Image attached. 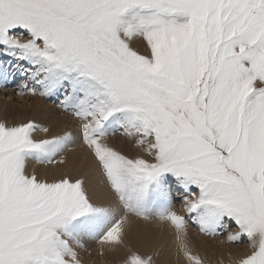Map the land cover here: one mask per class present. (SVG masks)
Masks as SVG:
<instances>
[{"label": "snow or ice", "instance_id": "obj_1", "mask_svg": "<svg viewBox=\"0 0 264 264\" xmlns=\"http://www.w3.org/2000/svg\"><path fill=\"white\" fill-rule=\"evenodd\" d=\"M10 83L62 97L79 123L41 139L32 119H0V264H116L121 250L119 264H158L166 249L177 264H264V0H0ZM117 134L133 152L107 142ZM77 140L94 191L87 161L75 176L28 171L65 164ZM139 226L171 240L134 249Z\"/></svg>", "mask_w": 264, "mask_h": 264}, {"label": "rangeland", "instance_id": "obj_2", "mask_svg": "<svg viewBox=\"0 0 264 264\" xmlns=\"http://www.w3.org/2000/svg\"><path fill=\"white\" fill-rule=\"evenodd\" d=\"M141 49H143V43H140ZM0 119L7 120L10 123L17 122V121H24L26 122L29 119L34 120L36 123L40 124L43 128H48L49 132L44 133L39 129L33 133L34 138H49L51 135H61L59 133V128L68 129L70 127L77 130V126L75 122L79 123L69 112H65L62 108L58 107L59 99L62 97L53 98V99H45L43 97H34L29 94H25L23 96L17 95L16 91L14 90L13 84H8L5 87H0ZM44 103V104H43ZM46 104V105H45ZM67 126V127H66ZM111 142H113L118 149H121L126 154H130V150L127 146L131 149L132 146L129 144V141L120 136L119 134L115 136H109ZM128 144V145H127ZM115 146V147H116ZM126 146V147H125ZM125 148V149H124ZM69 154V151H65L60 155L64 157ZM76 153L74 154V156ZM59 155L55 157L57 160ZM82 157L78 158V161L81 162ZM56 165H46V164H39L35 160H29L27 162V169L28 171L35 170L36 173L44 172L45 174H50L53 172ZM82 166V164H79ZM176 209L179 212L180 206L177 202ZM235 226L233 225V228ZM189 232L194 241H196L198 248L201 251H208L207 254L210 257L215 258V245H213L210 238H204L200 236L195 229V226L189 223ZM207 240V244H202V241ZM246 243L242 241L238 246H231L233 252H241L243 251V245ZM138 248V245L134 248Z\"/></svg>", "mask_w": 264, "mask_h": 264}, {"label": "bare ground", "instance_id": "obj_3", "mask_svg": "<svg viewBox=\"0 0 264 264\" xmlns=\"http://www.w3.org/2000/svg\"><path fill=\"white\" fill-rule=\"evenodd\" d=\"M139 45L141 46V44ZM75 125H78V123L75 122ZM65 131H69L73 133L74 135L77 132V130L75 131L74 128L72 127L66 130L64 129L61 130V128H59V133L61 132V134H63V132ZM107 142L112 144L113 146H116L113 142H111L110 137L107 138ZM69 147L71 151H69V154L65 156V159H66L65 164H55L56 166L53 172H51L50 174H45L44 172H38V173L35 172V173L38 176L47 177L49 179L54 175H58L66 171L70 172L73 176H75L81 171L82 166H79V164H83L84 162L87 161L90 167V175H89L90 191H94V189L91 186L96 184V181H98L99 176H98V173L95 171L94 164H92L93 158H91L90 153L88 152L86 146H83L80 140H77L75 144L70 145ZM127 148L128 149L126 150L128 151L130 150V152L128 153H131L134 151V149L133 148L130 149L129 146H127ZM75 153L76 155L74 156ZM79 157H82L81 162L78 161ZM57 161H59V158L57 159ZM127 239H128L129 244L133 248H135L138 245V248L136 249H139L141 252H144V251L151 249L153 246H158V245L165 244L166 242H170L171 236L167 229H164L163 231H161L158 228H144L143 226H139V227H134L132 231L129 232ZM87 246L89 248H94L95 242L89 241L87 242ZM125 251L126 250H121V252L119 253V256L112 257V259L116 262V264H119V261L124 258ZM82 256L84 257L85 260L93 259L89 257L87 253H82ZM158 264H177L176 257L173 254H171L170 249H166L163 252V254L160 257H158Z\"/></svg>", "mask_w": 264, "mask_h": 264}]
</instances>
